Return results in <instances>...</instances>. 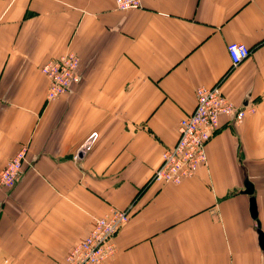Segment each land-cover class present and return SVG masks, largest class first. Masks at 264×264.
<instances>
[{"label":"crops","instance_id":"1","mask_svg":"<svg viewBox=\"0 0 264 264\" xmlns=\"http://www.w3.org/2000/svg\"><path fill=\"white\" fill-rule=\"evenodd\" d=\"M233 41L252 48L236 67ZM69 52L81 77L49 102L41 68ZM217 83L255 111L221 116L193 177L153 181L197 89ZM24 144L0 193V264H66L112 206L131 218L106 264H264V0H0V172Z\"/></svg>","mask_w":264,"mask_h":264},{"label":"built area","instance_id":"2","mask_svg":"<svg viewBox=\"0 0 264 264\" xmlns=\"http://www.w3.org/2000/svg\"><path fill=\"white\" fill-rule=\"evenodd\" d=\"M142 6V0H116L121 11H130ZM233 67L251 55V48L243 42L233 41L227 45ZM81 57L69 52L49 60L41 68L49 79L47 101L52 102L69 93L72 85L81 77ZM193 111L183 117L178 126V139L162 153V162L154 170L152 180L181 184L193 177L200 166L207 163V145L220 126V118L227 115L240 123L255 111L253 106H237L223 92L220 84L202 86L196 91ZM93 133L89 140L96 136ZM86 141L82 148L86 147ZM29 146L24 144L11 157L0 172V193L15 186L27 160ZM80 154L75 158L79 159ZM129 209L112 206L95 223L88 235L74 245L66 256V264H106L118 252L116 237L130 221Z\"/></svg>","mask_w":264,"mask_h":264},{"label":"water","instance_id":"3","mask_svg":"<svg viewBox=\"0 0 264 264\" xmlns=\"http://www.w3.org/2000/svg\"><path fill=\"white\" fill-rule=\"evenodd\" d=\"M243 192L248 194L254 193V185L248 178H246L245 180V190ZM251 214L254 219L258 218L257 206L254 197L251 198ZM259 235H260L261 245L264 248V231L261 229L260 223H259Z\"/></svg>","mask_w":264,"mask_h":264},{"label":"trees","instance_id":"4","mask_svg":"<svg viewBox=\"0 0 264 264\" xmlns=\"http://www.w3.org/2000/svg\"><path fill=\"white\" fill-rule=\"evenodd\" d=\"M251 48V47H250ZM252 49V48H251Z\"/></svg>","mask_w":264,"mask_h":264}]
</instances>
